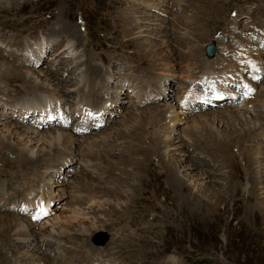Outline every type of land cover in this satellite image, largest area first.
<instances>
[{
    "label": "rangeland",
    "instance_id": "rangeland-1",
    "mask_svg": "<svg viewBox=\"0 0 264 264\" xmlns=\"http://www.w3.org/2000/svg\"><path fill=\"white\" fill-rule=\"evenodd\" d=\"M163 26L165 33H158ZM167 41L168 48L162 47L161 42ZM210 42L216 52L206 56L204 45ZM246 49H254L256 58L264 53V0H0V104L14 113L16 108L9 109V105L16 107L25 98L36 97L32 101L41 103L54 98L53 112H62L60 117L71 115L61 118L63 125L41 126L37 122L40 111L8 116L1 115L0 107V215L20 217L19 227H27L29 233L16 240L13 231L7 234L5 223L0 222V244L4 243L0 264H17L20 255H31L41 227L44 235L54 231L36 254L45 252L50 262L38 264H77L91 258L94 264H264V170L252 157L258 150L257 137L249 139L264 128L260 114L264 111L247 115L250 120L244 128H254L249 137L250 133L238 140L242 125L230 129L221 123L233 113L228 107L237 104L225 101L195 107L187 117L210 114L204 115L211 118L206 122L214 124L222 136L216 142L213 126H204L205 136L194 135L199 147H190L191 161L171 148V140L164 141V128L142 125L139 130L133 123L138 116L141 123L147 121V111L152 113L164 102L174 104L184 86L192 89L190 93H202L194 79L211 72H215L211 80L216 81L223 82L227 71L238 77V84L234 83L238 86L228 84L232 92H222L227 97L231 93L233 101L256 98L261 91L248 89L249 82L264 87V61L258 79L248 71L237 73V52ZM31 71L34 74L27 81L25 74ZM87 79L95 82L88 86ZM163 82L168 96L157 95ZM134 85L139 89L137 98L130 95ZM89 87L92 94L87 95ZM85 95L91 98L87 110H99L101 116L78 125L75 103L80 104ZM190 102L189 98L183 107L190 109ZM82 106L80 114L86 111ZM183 110L180 113L187 112ZM217 110L218 117L212 114ZM164 113L157 111L155 117L161 121ZM89 123L94 127L87 128ZM14 124L22 127L10 139L6 131ZM175 126L177 131L171 136L184 137L179 142L185 144L183 133L191 123ZM26 127L42 135L57 129L60 134L69 131L74 139L66 148L48 146L46 139L26 144ZM129 131L136 132L135 136ZM101 136L115 141L111 148L89 147ZM25 145L33 149V156L47 153L45 158L28 165L29 154L22 151ZM85 157L99 165L93 170ZM189 165L195 168L184 169ZM81 176L90 182L79 189L72 187ZM9 199L26 203L25 210L22 205H9ZM39 202H44L48 212L33 221L37 214L28 213L38 210L34 203ZM62 210L77 221L48 224ZM63 229L71 236L68 232L61 240L57 232ZM99 231L106 239L98 245L91 237ZM79 240L84 243L80 245ZM59 253L65 258L59 259Z\"/></svg>",
    "mask_w": 264,
    "mask_h": 264
},
{
    "label": "bare ground",
    "instance_id": "bare-ground-1",
    "mask_svg": "<svg viewBox=\"0 0 264 264\" xmlns=\"http://www.w3.org/2000/svg\"><path fill=\"white\" fill-rule=\"evenodd\" d=\"M146 14V13H145ZM149 14H147L146 16H148ZM147 19V18H146ZM161 20V19H160ZM159 21V20H158ZM164 23V22H163ZM162 23V20L161 21H159V24L161 25V24H163ZM166 26V25H165ZM165 26H163V27H159V32L158 33H165V31H164V29H165ZM160 28H161V30H160ZM157 30V29H156ZM68 31V30H67ZM66 31V32H67ZM158 31V30H157ZM74 33V32H73ZM68 34V33H67ZM71 35V34H70ZM165 40V39H164ZM169 43V41H167L166 43L165 42H161V45H162V47H165V48H168V46H166V44H168ZM217 46V45H216ZM244 47V46H243ZM242 47V48H243ZM229 50V49H228ZM170 51H172V50H170ZM254 51V49L253 50H251V51H248L247 49L246 50H244L243 52H237V57L238 58H236V59H238V66H237V68H238V71H237V73H239V71H241V72H246V71H248V72H250L251 74V76L253 77V78H256V79H258L260 76H259V74H258V72L261 70V68H262V66H263V63H262V61H264V59L261 57V55L262 56H264V53H262V54H260L259 56H258V58H256V57H254L253 55L255 54V53H252ZM215 52H216V48H215ZM171 53V52H170ZM170 53H168V54H170ZM175 53V52H174ZM242 53V54H241ZM219 54H220V52L219 53H217V57L219 56ZM259 54V53H258ZM241 55V56H240ZM240 56V57H239ZM39 57V58H38ZM35 62L37 63V62H39L40 61V56L38 55L37 57H35ZM205 62H208L207 60H205ZM205 65V64H204ZM206 66H208V65H206ZM263 68H264V66H263ZM213 73H215V72H211V73H209L208 75H204V76H202L201 78H195L194 79V81L195 80H197L198 82H196V83H199V86H200V89H199V87H198V90H201L202 91V93H190L189 91L190 90H192V89H190V90H188V89H186V87L187 86H184L183 88H180V90L178 91V93H177V97L175 98V101H174V104H172V103H167V102H164V103H162L161 105H162V107H160V108H158V109H156V110H154L152 113H151V111L150 110H148L147 111V113H148V115H147V118H146V120L147 121H145V122H143V123H141L142 121V117H136L137 118V120L138 121H135V122H133L134 124V127L136 128V129H139V127H142V125H146L147 127H148V125H153L154 126V128L156 127V129H161V128H164V129H161V130H164V131H166V136H165V139H164V141H169V140H171V148H176V151L179 153V154H181V155H184L185 156V160H188V161H191V157H189V154L191 155V152H192V150H191V152H190V147L191 146H193V148H195V147H199V139H197V140H195L194 139V137L196 136V134L197 133H200L201 135H203V132H204V126H213L214 124H211V123H209V122H206V120H209L210 121V117H208V116H204V115H210V114H207V113H204V114H202V113H199L198 115H196V117L197 118H195V117H187V116H189L190 115V113L192 112V110L196 107V108H203V107H205V106H216L217 104L219 105V104H221V103H223V102H225V101H228V102H226V103H231L232 105L233 104H237V105H235L234 107H228V108H231L232 110H233V113L234 114H237L239 117H235V115L233 114V113H229L227 116H228V118H226V121L227 122H221V123H223L226 127H231L230 129H235V127L236 126H239V125H242V129L240 130L239 129V131H241L240 132V134L238 135V140L239 139H241V138H243V136H245L246 134H248V133H250V134H248L247 135V137H249L250 135H251V131H252V129L254 128V127H252V126H250V127H247V128H244L247 124H249L248 123V121L250 120V118H249V116H247V115H255L260 109L261 110H263L264 111V87H260L259 85H257V83L255 82V81H252V82H249V81H247V82H249V83H251V85H249V87H248V89H250V90H253V89H255L256 87H259V89H260V94L256 97V98H253L251 101H245V100H241V101H239V100H234L233 101V99H231V93L229 94V96L227 97V96H225L223 93H226V92H232V89L231 88H229L228 86L230 85L231 86V84H233V86H238V85H235L234 83H237V81H238V77L236 76V75H234V74H229L228 73V71L226 72V74L227 75H224L223 76V82L222 81H216V80H211V76H212V74ZM31 74H34L32 71L31 72H27L26 74H25V79H27V81H30V79L32 78V77H30V75ZM38 76H40L41 74H40V72H38ZM50 75V74H49ZM192 75V74H191ZM222 75V74H221ZM240 75V74H239ZM45 77H50V76H47V75H45ZM52 77V76H51ZM185 78L187 77V76H184ZM213 77H215V76H213ZM234 77H236V78H234ZM194 78V77H193ZM220 78V77H219ZM87 81H88V86L90 85V84H92V83H94L95 81H90L89 79H87ZM245 82H246V80H244ZM164 84V82L163 83H160V88H159V90H157V95H160V96H163V95H165V96H168L167 94H166V87L167 86H164L163 85ZM194 84H195V82H194ZM229 84V85H228ZM238 84V83H237ZM136 85V84H135ZM133 86V88L131 89V92H132V94H130V95H135L136 93H137V91L139 92V89H136L137 87L136 86ZM91 86V85H90ZM39 87V86H38ZM43 87H45V86H43ZM60 87H63L62 85L60 86ZM195 87V86H194ZM94 89V88H93ZM42 90H44V89H42ZM219 90H221V91H219ZM93 92H95V91H93ZM190 93V94H188V93ZM211 92V94H212V97L211 96H209V93ZM223 92V93H222ZM65 94V93H64ZM89 94H92V89H90V87H89V92H88V94L87 95H89ZM222 94V95H221ZM87 95H85V97H84V99H80L79 101H78V103H80L81 105H84L85 106V112H82L80 115H79V117H80V121H79V124L78 125H80L82 122H87V120H88V118L89 117H92L93 118V116H101V114H100V111L99 110H93V108L92 109H89V110H87L88 109V102H89V99H91V98H89ZM137 96H139L138 94L137 95H135V98H137ZM187 97V98H186ZM36 99V97H31V98H25L24 100H22L21 102H17V103H20V104H17L16 105V107L12 104V105H9L8 107H9V109H15L16 108V110H15V112L13 113V112H11V111H8V110H6L7 109V106L5 107L3 104H0V107H1V109L3 110V113L1 112V115L3 114H6V115H8L9 116V114L12 116L13 114L14 115H17L16 113H17V111H19V113H20V115H18V116H20V117H24L23 115H33V114H37L39 111V114L37 115V119H42V117L43 116H46V120H42V121H40V124H41V126H48L49 124H53L54 122H56L57 124H59V123H61V125H63V122L61 121V118H65L66 120H67V114H65L64 116H62V117H60L61 116V114H62V112L61 113H56V112H53V110H52V106H51V104H52V102L54 101V98H51L52 100H50V99H47L46 100V103H41V102H39V101H37L36 100V102H34V101H32V99ZM86 98H87V100H86ZM117 98H119V94L117 93ZM116 98V99H117ZM191 99V108L190 109H188L187 110V108H184L183 106L187 103V101H188V99ZM46 99V98H45ZM239 99V98H238ZM139 102V101H138ZM189 103V102H188ZM197 103H199L201 106H197ZM113 104H115V102H113ZM79 105V104H78ZM77 105V106H78ZM108 106V105H107ZM118 106V105H117ZM81 107L82 106H80L79 108L81 109ZM53 108H54V106H53ZM78 108V109H79ZM235 108H238L236 111H234V109ZM183 109H185V111H187L186 113H180V112H183L184 110ZM220 110H223V108H221ZM220 110H217V111H214L212 114H214L215 113V116L216 117H218V111H220ZM239 110H241V111H239ZM157 111H159V112H165L164 114H165V117H163V115H162V119H161V121H160V117L157 119L155 116H156V114H157ZM243 111H246V112H243ZM7 112V113H6ZM37 112V113H36ZM132 112V111H131ZM130 112V113H131ZM222 112H224V111H222ZM221 112V113H222ZM129 113V112H128ZM156 113V114H155ZM226 113H228V112H226ZM55 114V116H53ZM135 114H137V113H135ZM134 114V115H135ZM212 114H211V116H212ZM223 114V113H222ZM261 115H262V119L264 120V114H262V113H260ZM56 115H59V116H57L58 118H56ZM159 116V113L157 114V117ZM192 116V115H191ZM15 117V116H14ZM34 117H35V115H34ZM33 117V118H34ZM149 117V118H148ZM257 117H258V115H257ZM32 118V119H33ZM235 118V121L233 120ZM49 119V120H48ZM135 119V118H134ZM257 119H259V118H257ZM2 120V119H1ZM213 120H214V118H213ZM224 120V119H223ZM3 121V120H2ZM184 121H189L190 123H191V127L189 128V131L188 132H186V133H183L186 137H187V142L184 144V143H180L179 142V139H184V137H182V136H176V137H174V135H173V137L171 136V132H174V131H177V126H175V128H174V125H176L177 123L178 124H180V123H183ZM257 122H259V121H257ZM1 123V122H0ZM244 123L246 124V125H244ZM5 125L6 124H8L7 123V121H6V123H4ZM19 124V123H18ZM88 124V123H87ZM125 123H123L122 124V126L124 125ZM220 124V123H219ZM258 124H260V123H258ZM257 124V125H258ZM126 125V124H125ZM190 125V124H189ZM157 126H158V128H157ZM253 126H254V124H253ZM261 126V125H260ZM22 127V126H21ZM21 127H19V125H17V124H14L12 127H10V129H8L6 132H7V134L5 135V136H7L8 138H10L11 139V137L13 136V135H16L17 134V131H19L20 129H21ZM94 127V125L93 124H91V123H89V126L87 127V128H93ZM96 127V126H95ZM152 127V126H151ZM12 128V129H11ZM214 131H216V134L214 135V139H215V141L217 142V138H219V136H222V135H219V133L221 132V131H217L216 130V127H211ZM40 130V129H39ZM82 130V129H81ZM139 130H141V128L139 129ZM144 131V130H143ZM156 131V130H155ZM224 133H227V130H222ZM65 132V134H60V131H58V129L57 130H53V131H48L47 133H44L43 135L40 133V132H38V131H36V130H32V129H30L29 127H26V129L25 128H23V134H24V137L26 138V144H31V143H33V142H39L41 139H46L47 140V142H48V146H51L52 145V147H54V146H63V147H61V148H66V144H68L69 143V141L72 139H74V137H73V134L71 133V132H69V131H64ZM129 133L132 135V136H135V134H136V132L134 133V131L133 132H130L129 131ZM182 133V132H181ZM238 133V132H237ZM195 135V136H194ZM237 135V134H236ZM131 136V137H132ZM203 136H205V135H203ZM257 137V140H256V145H258V147H257V149L258 150H256L254 153H253V158H256V160H255V163L258 165V167H261L262 166V168H263V170H264V161H261V159H263V157L261 158V156L263 155L264 156V128L263 127H260V129H258V131H256V132H254V133H252V135L249 137V139L250 138H252V137ZM37 137H39L38 139H37ZM198 137V136H197ZM20 139V138H19ZM130 139H132V138H130ZM254 139V138H253ZM4 140V139H3ZM133 140V139H132ZM255 140V139H254ZM7 141V140H6ZM9 141V140H8ZM138 141V140H137ZM166 141V142H167ZM173 141V142H172ZM248 141H250V140H248ZM31 142V143H30ZM112 142H115V141H112V140H110V137H103V136H101L100 138H97V139H94L92 142H90L89 143V147H91V148H94V146H96V147H104V146H106L107 147V150H108V148H111V143ZM166 142H165V144L164 145H167L166 144ZM175 142H177V143H180L179 145H175ZM188 142H190V143H188ZM154 143V142H153ZM188 143V144H187ZM170 144V143H169ZM185 146H187V148H186V150H185ZM166 147V146H165ZM50 148V147H49ZM51 149V148H50ZM88 149H90V148H88ZM88 149H87V151H88ZM170 149V148H169ZM198 149V148H197ZM201 149V148H200ZM22 151H24L25 153H27V154H29L28 155V162H27V164L28 165H31V164H35L36 163V160H38V161H40L41 162V159L42 158H45V156H46V154L47 153H44V155L42 154V155H39V154H41V153H39V154H36V156H33V149L32 148H30L29 146H27V145H25L24 146V148H23V150ZM48 154H49V152H48ZM52 155V154H51ZM25 156V155H24ZM50 156V155H49ZM96 156L97 157H99L100 158V154L99 153H97L96 152ZM34 157H36V158H34ZM38 158V159H37ZM85 158H87V160L89 161V162H92V164H91V166H92V169L94 170L95 168H96V166L97 165H99L97 162H94L93 161V159H92V157L90 158V157H85ZM45 160V159H44ZM47 160V159H46ZM64 160V159H63ZM84 161V160H83ZM84 164V163H83ZM90 165V164H89ZM47 166V165H46ZM30 167V166H29ZM257 167V168H258ZM28 168V167H27ZM193 168H195L193 165H189L188 167H185L184 169H193ZM197 168V167H196ZM59 172V171H58ZM58 172H57V175H58ZM98 172V171H97ZM47 173H49L50 175H52V176H55V172H46L45 171V173L44 174H47ZM52 173V174H51ZM56 175V176H57ZM254 175V174H253ZM264 176V175H263ZM58 179H60V177L58 178ZM264 180V179H263ZM90 182V181H89ZM87 180H85L82 176H81V178H77L76 180H75V182L73 183V185L75 184V186H72V187H76L77 189H79L78 187H80L79 185H81V186H84L85 184H87V183H89ZM84 184V185H83ZM260 185L262 186V184L260 183ZM263 185H264V182H263ZM59 186H61V185H59ZM45 195V194H44ZM85 199H87V197L85 198ZM22 201V200H21ZM15 203V204H14ZM8 204L9 205H15L16 206V204L17 205H22L23 207H20V208H24L25 206H26V203H24L23 202V204L22 203H20L19 201H17V200H12V199H9V201H8ZM34 206H36L37 207V209L38 210H35L34 212L32 211L31 213H28V214H32L33 216H35L36 214H37V216H41V215H44V214H42L41 213V208H43V212L44 213H47L48 211H47V207L44 205V202L42 203V202H39V204H35L34 203ZM23 210H25V208L23 209ZM55 210V209H54ZM24 212V211H23ZM69 212V211H68ZM74 212V211H73ZM35 213V214H34ZM71 215H73V214H71ZM57 217V218H56ZM73 217V216H72ZM74 217H76V216H74ZM19 218L20 217H14V216H12V215H0V222L1 223H5V226H4V229L3 230H5V232L7 233V234H9L10 232H12L13 231V235H14V237H16L17 239L16 240H18V239H20L21 238V235H25V233H27L28 231H27V227H19L20 226V220H19ZM55 218L56 219H51V222L49 221V220H47V222H48V224H52L53 225V222H55V220H57V221H60V223H61V225L63 226V225H65V224H68V225H71L69 222L70 221H77V219H73L72 220V218L70 217V215L68 214V213H66L65 211H61V212H59V214H56L55 215ZM81 219V218H80ZM28 220V219H27ZM32 220L33 221H35L34 220V218H32ZM87 220V219H86ZM46 224V223H45ZM57 224V223H56ZM58 225V224H57ZM24 226V225H23ZM34 224L33 223H29L28 222V227H30L31 229L32 228H34ZM93 226V225H92ZM6 228V229H5ZM89 228V227H88ZM67 229V228H66ZM66 229H63V232H57L58 233V236L57 237H61L60 239L62 240L63 238H62V236H64V235H68V232L66 231ZM45 229L44 228H40V233H37V234H41V237H40V240H39V242H38V246H37V248L36 247H33L32 248V250L29 252V253H31V255H29V254H23V255H20V259H17V264H38L39 263V261H44V262H48L49 260H48V255H44V253H43V255H41V256H39V255H37L36 256V254L37 253H40V251H41V249H43V247H44V245H45V243L47 242V240H49L48 239V237H50L51 238V234H52V232L54 231L53 229H51L50 230V234H49V232H48V234H46V235H44V233H43V231H44ZM69 230V229H68ZM73 230V229H72ZM84 230V229H83ZM91 230H93L92 228H90L88 231H91ZM98 230H100V229H96V230H93V231H98ZM85 231V230H84ZM83 231V232H84ZM87 231V232H88ZM31 233V232H30ZM3 234V233H2ZM27 234H29V233H27ZM1 235V234H0ZM5 235V234H4ZM69 235L71 236V233L69 232ZM68 235V236H69ZM10 235H8L7 236V240H9L10 238H8ZM28 236V235H27ZM73 236V235H72ZM13 237V236H12ZM23 238V237H22ZM55 238H56V236H55ZM67 239H68V237H66ZM59 239V240H60ZM64 239H65V237H64ZM63 239V240H64ZM71 239H72V237H71ZM59 240L58 239H55V243H60L59 242ZM52 241V240H51ZM8 242V241H7ZM68 242V241H67ZM78 243L81 245V244H83L84 242L83 241H81V240H79L78 241ZM4 244V243H3ZM3 244H0V246H2ZM51 244V243H50ZM78 244V245H79ZM49 244H47L46 246H48ZM50 246V245H49ZM31 248V247H30ZM78 248H79V246H78ZM98 253V252H97ZM92 254H94V253H92ZM94 255H96V259H98V257L100 256L99 254H94ZM58 256V255H57ZM56 256V259L58 258ZM63 256V254H60L59 253V259H61L62 260V258H65V256L64 257H62ZM134 257V256H133ZM34 258H38V260L37 261H33V260H30V259H34ZM100 258V257H99ZM3 259V258H2ZM1 259V260H2ZM95 259V260H96ZM110 259V258H109ZM48 260V261H47ZM101 260V259H100ZM103 260H105V259H103ZM4 261H7L8 262V258L7 257H5L4 258ZM6 262V263H7ZM43 262V263H44ZM50 262V261H49ZM85 262H87V264H94L93 262H92V258L91 259H88V261H86V259H84V260H80L77 264H85ZM4 263V262H3ZM100 263V262H99ZM5 264V263H4ZM14 264V263H13ZM57 264H70V263H65V262H62V261H58V263ZM102 264V263H101Z\"/></svg>",
    "mask_w": 264,
    "mask_h": 264
},
{
    "label": "water",
    "instance_id": "water-1",
    "mask_svg": "<svg viewBox=\"0 0 264 264\" xmlns=\"http://www.w3.org/2000/svg\"><path fill=\"white\" fill-rule=\"evenodd\" d=\"M204 51H205V55L206 56H212L214 53V45L213 43H209L206 44L204 47ZM106 239L105 234H103L102 232H97L94 237H92V242L94 244H102L104 242V240Z\"/></svg>",
    "mask_w": 264,
    "mask_h": 264
},
{
    "label": "snow or ice",
    "instance_id": "snow-or-ice-1",
    "mask_svg": "<svg viewBox=\"0 0 264 264\" xmlns=\"http://www.w3.org/2000/svg\"><path fill=\"white\" fill-rule=\"evenodd\" d=\"M41 213L44 214V215H46V213L43 212V208H41ZM40 218H42V217L41 216L34 217V219H40Z\"/></svg>",
    "mask_w": 264,
    "mask_h": 264
}]
</instances>
